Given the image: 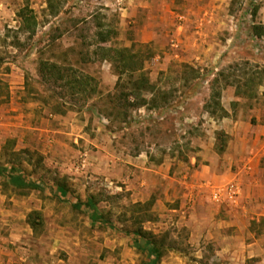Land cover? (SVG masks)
Returning <instances> with one entry per match:
<instances>
[{"label": "rangeland", "instance_id": "rangeland-1", "mask_svg": "<svg viewBox=\"0 0 264 264\" xmlns=\"http://www.w3.org/2000/svg\"><path fill=\"white\" fill-rule=\"evenodd\" d=\"M52 3L54 10L48 0H0L1 130L24 127L31 132L25 126L63 116L68 145L56 165L51 142L33 134L38 130L24 140L14 134L4 138L0 165L18 166L39 188H17L0 176V191L6 195L0 197V264H144L147 256L134 246L130 232L141 226L168 247L159 264H258L211 258L213 249L192 245L185 218L179 221L183 202L178 192L166 194L159 184L151 194L132 195L123 177L106 179L105 167L108 158H116L119 171L125 158L142 154L153 166L171 163L174 180L168 178L169 183L178 184L179 177L190 183L196 170L212 160L211 152L209 159L203 154V144L215 142L214 151L224 156L230 135L216 124L229 114L224 104L248 110L264 96V36L252 32L254 23L264 24V0ZM24 6L37 18L34 31L21 27L19 10ZM153 27L160 37L145 40ZM189 34L202 36L198 43L205 37L206 48L189 52L187 44L194 40ZM123 48L134 54L133 66H142L154 84L155 105L153 94L144 92L148 103L123 110L124 101L111 95L119 79L115 65L123 64L120 57L112 61L108 56L117 57L113 51ZM41 59L59 63L71 76L92 75L97 92L82 99L57 83L43 82ZM131 80L128 71L121 75V84L131 86ZM232 95L241 98L231 101ZM63 183L69 189L65 198L58 195ZM214 184L203 191L213 195L216 189L237 185ZM88 198L114 227L93 222L85 205L74 207ZM39 215L34 227L30 218ZM252 227L257 228L255 220Z\"/></svg>", "mask_w": 264, "mask_h": 264}, {"label": "crops", "instance_id": "crops-1", "mask_svg": "<svg viewBox=\"0 0 264 264\" xmlns=\"http://www.w3.org/2000/svg\"><path fill=\"white\" fill-rule=\"evenodd\" d=\"M154 30L153 27V31H150L152 34L144 39L154 40L160 37V34ZM188 37L194 38L192 44H187L189 52H193L192 49L199 51L206 48L205 37L200 43L198 40L203 39L202 36L196 37V34H189ZM261 89L264 91V84L261 85ZM240 98L232 95L231 101ZM257 99L258 103L250 106L248 110L236 108L232 110L233 105L230 102L231 105L224 104L229 114L218 120L216 124L226 129L230 135V143L223 157L214 151L215 142L203 144V154L207 157V153L211 152L212 160L210 163H203L201 169L196 170L195 178L190 183L183 177H179L178 184L173 181L169 183L168 178L174 180V176L170 175L171 163L164 162L153 166L147 163V159L141 158L142 154L125 158L124 165L119 171L114 167L119 161L116 158H108L106 160L108 164L105 167L106 179L113 181L123 177L126 189L130 190L132 195H138V191L151 194L155 186L165 185L166 194L172 191L178 192V197L183 202L178 210L181 214L179 221L182 217L185 218L184 221L190 229L192 245L198 248H212L211 258L216 257L218 260L228 259L238 263L241 259L243 261L251 259L258 264H264V224H262L264 219V96ZM243 113L244 117H242ZM254 116L257 119L255 123L252 122ZM61 117L63 116H54L44 125L25 126L31 127V132L24 130V127L21 130L18 128L1 130L0 126V150L4 138L8 135H21L24 140L27 135L32 134V131L38 130L33 134L39 141L48 138L51 142L49 149L52 152L51 162L58 165L64 158L63 150L68 148L63 135L66 133V127L62 125ZM214 139L216 141V138ZM110 160H113L112 167ZM98 165L95 161L93 168L98 170ZM221 181L235 182L239 188L238 193L234 196L224 195L220 200H215L210 191H203V188ZM3 196L6 195L0 191V197ZM185 203L190 204L189 208L183 209ZM253 220L257 222L255 229L252 227Z\"/></svg>", "mask_w": 264, "mask_h": 264}, {"label": "trees", "instance_id": "trees-1", "mask_svg": "<svg viewBox=\"0 0 264 264\" xmlns=\"http://www.w3.org/2000/svg\"><path fill=\"white\" fill-rule=\"evenodd\" d=\"M48 4L50 8L54 10L52 0H48ZM257 10L258 6L254 8L253 13L256 14ZM58 11L59 10H57V12ZM19 16L22 20V29H26L28 31L35 30L37 18L33 13V10L27 6H24L19 10ZM252 32L256 37L264 36V24L254 23L252 26ZM113 52L115 55H117V57H108L112 61L114 59L115 61H119L120 57L123 67L120 68L119 62L115 65L116 71L118 70L119 79L116 84L117 90L111 95L116 99H122L124 101L122 104L125 106L123 110H125V108L128 109L129 106L136 107L148 103L149 100L145 97L144 92H151L153 94L151 99L155 105V103L158 102L157 95L154 94L156 88L154 84L150 82L142 66H133L132 58H134V54L130 53L128 48L115 49ZM126 71L129 72L132 78L130 82L132 84L131 86H128L127 84H121V75ZM137 72L138 75L135 77L134 74ZM39 73L43 82L57 83L58 85L65 87L66 91L69 90V93L72 95L81 94L82 99L89 98L97 92V85L93 84V80L95 78L92 75L82 73L80 75L74 74L71 76L72 74L69 73L68 69L63 68L62 65L51 60H40ZM62 94H64V92H62ZM53 107H55L58 112H61V108L58 105L55 104ZM127 114L128 113L124 111V115L127 116ZM0 176L5 177V181H7V183H10L17 188H39V184L37 182L28 180L23 174L22 169L15 165H0ZM68 192V186L65 183L61 184L60 189L58 190V195L62 198H65L67 197ZM73 205L74 207L78 208H81L82 205H85L91 209L90 217L93 222L101 221L108 224L109 226L114 227V224L109 219L105 218L104 214L98 210L95 201L92 198H88L86 201L74 202ZM40 217V215L37 216L34 221H31L30 218V222L32 225H34V227L38 223L37 219H40ZM130 232L134 234V246L147 256L144 264H159L168 249L165 241L163 239H158L154 232L145 230L142 226L140 228L131 230Z\"/></svg>", "mask_w": 264, "mask_h": 264}, {"label": "built area", "instance_id": "built-area-1", "mask_svg": "<svg viewBox=\"0 0 264 264\" xmlns=\"http://www.w3.org/2000/svg\"><path fill=\"white\" fill-rule=\"evenodd\" d=\"M236 187L237 185L231 184L229 187L226 188V190L216 189L213 192L214 198L216 200H220V198L223 196V191H225L226 194L233 196L237 192Z\"/></svg>", "mask_w": 264, "mask_h": 264}]
</instances>
